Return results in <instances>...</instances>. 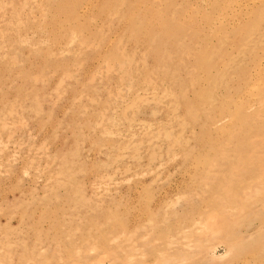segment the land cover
Listing matches in <instances>:
<instances>
[{
	"label": "rangeland",
	"instance_id": "1",
	"mask_svg": "<svg viewBox=\"0 0 264 264\" xmlns=\"http://www.w3.org/2000/svg\"><path fill=\"white\" fill-rule=\"evenodd\" d=\"M0 264H264V0H0Z\"/></svg>",
	"mask_w": 264,
	"mask_h": 264
}]
</instances>
